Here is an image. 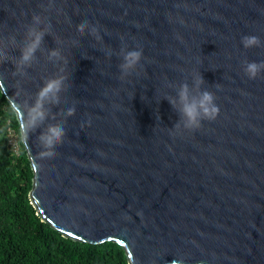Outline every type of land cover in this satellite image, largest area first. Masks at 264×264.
<instances>
[{
    "label": "water",
    "instance_id": "95a60500",
    "mask_svg": "<svg viewBox=\"0 0 264 264\" xmlns=\"http://www.w3.org/2000/svg\"><path fill=\"white\" fill-rule=\"evenodd\" d=\"M35 14L49 34L27 75H13ZM84 21L102 40L78 31ZM249 34L264 41V0H0V38L18 42H7L0 87L20 126L45 79L67 77L48 121L67 133L55 157L40 155L41 129L21 132L38 214L73 239L118 242L131 264H264V73L242 68L264 48L245 49ZM125 45L144 57L121 79ZM194 73L220 114L176 131L165 97Z\"/></svg>",
    "mask_w": 264,
    "mask_h": 264
},
{
    "label": "trees",
    "instance_id": "16d2710c",
    "mask_svg": "<svg viewBox=\"0 0 264 264\" xmlns=\"http://www.w3.org/2000/svg\"><path fill=\"white\" fill-rule=\"evenodd\" d=\"M33 183L17 113L0 87V264H131L118 242L76 240L45 221L31 200Z\"/></svg>",
    "mask_w": 264,
    "mask_h": 264
},
{
    "label": "clouds",
    "instance_id": "9594fccd",
    "mask_svg": "<svg viewBox=\"0 0 264 264\" xmlns=\"http://www.w3.org/2000/svg\"><path fill=\"white\" fill-rule=\"evenodd\" d=\"M50 24L38 14L33 15L32 22L26 26L22 43L19 45L20 56L14 58L11 62L15 65L13 75H27L26 69L30 68L37 59V52L40 50L44 38L49 34ZM78 31L84 34L86 31L95 37L97 41L102 40L95 26L84 21L78 26ZM10 41L15 47L17 45L16 36L0 38V64L9 61V54L6 51L7 42ZM241 44L245 49L264 48V41L256 35H243ZM108 55H112V50L108 49ZM118 56L121 59L119 64L120 78L124 79L132 75L144 57L143 49L139 47L129 48L127 45L122 46ZM50 60L63 59L58 49H52L49 52ZM67 63V61H65ZM242 68L244 74L249 79H256L264 73V60L250 61L243 60ZM63 71V69H61ZM67 77L59 75L45 79L43 86L35 93L31 103L25 105L27 119L21 125V132L25 138L33 132L41 129L37 139L41 146L42 157L53 158L56 155L55 149L63 143L67 135L63 123H51L49 116L53 106L61 103V94L66 88ZM205 80L200 73H194L191 85L183 82L176 87V95L165 97L169 100L172 107L180 114V121L174 125V130L179 131L181 128L195 131L202 126V121H214L220 114V107L216 104V97L213 92L203 88ZM76 113L75 106L66 110L64 115L65 121L68 117ZM90 124L91 121L89 120ZM84 124H81L83 128Z\"/></svg>",
    "mask_w": 264,
    "mask_h": 264
},
{
    "label": "built area",
    "instance_id": "2783aa9c",
    "mask_svg": "<svg viewBox=\"0 0 264 264\" xmlns=\"http://www.w3.org/2000/svg\"><path fill=\"white\" fill-rule=\"evenodd\" d=\"M12 144H13L15 147H17V143H16V141H12Z\"/></svg>",
    "mask_w": 264,
    "mask_h": 264
},
{
    "label": "snow or ice",
    "instance_id": "6c2138e0",
    "mask_svg": "<svg viewBox=\"0 0 264 264\" xmlns=\"http://www.w3.org/2000/svg\"><path fill=\"white\" fill-rule=\"evenodd\" d=\"M71 235V234H70Z\"/></svg>",
    "mask_w": 264,
    "mask_h": 264
}]
</instances>
